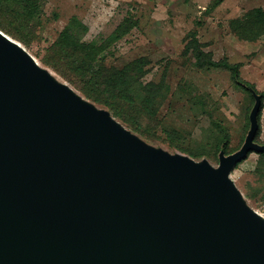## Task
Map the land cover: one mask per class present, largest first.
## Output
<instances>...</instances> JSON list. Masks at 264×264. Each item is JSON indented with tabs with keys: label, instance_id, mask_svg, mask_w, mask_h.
Listing matches in <instances>:
<instances>
[{
	"label": "water",
	"instance_id": "95a60500",
	"mask_svg": "<svg viewBox=\"0 0 264 264\" xmlns=\"http://www.w3.org/2000/svg\"><path fill=\"white\" fill-rule=\"evenodd\" d=\"M206 159L154 147L0 30V264H264V217Z\"/></svg>",
	"mask_w": 264,
	"mask_h": 264
},
{
	"label": "rangeland",
	"instance_id": "374dc122",
	"mask_svg": "<svg viewBox=\"0 0 264 264\" xmlns=\"http://www.w3.org/2000/svg\"><path fill=\"white\" fill-rule=\"evenodd\" d=\"M210 1L43 0L37 36L28 45L9 37L57 81L83 97L66 80L43 64V58L52 52V43L73 16L87 26L83 36L85 42L100 43L119 24L132 25L126 34L108 46L102 54L107 65L118 68L136 57H148L151 63L147 66L149 71L143 79L145 82L157 80L165 63L169 62L167 98L156 114V122L143 121V128L152 136L146 142L196 161L206 159L216 167L223 142L220 141V127L229 136L226 149L234 152L242 145L249 129L248 115L254 100L246 87L232 83L228 71L195 67L191 49L186 46L191 33L196 32L201 49L209 52L212 59L227 57L231 63L240 62V77L253 84L257 91H264V34L256 41H245L229 29L230 19L241 17L254 7L264 9V0H223L211 10L208 9ZM188 87L193 90L191 94L187 93ZM112 117L139 136L119 119ZM260 124L261 131L257 140L264 143V101ZM216 139L219 140V148L214 153ZM174 145L189 150L209 151L211 154L193 157ZM229 176L245 203L264 217V161L259 154L250 152L231 170Z\"/></svg>",
	"mask_w": 264,
	"mask_h": 264
},
{
	"label": "trees",
	"instance_id": "16d2710c",
	"mask_svg": "<svg viewBox=\"0 0 264 264\" xmlns=\"http://www.w3.org/2000/svg\"><path fill=\"white\" fill-rule=\"evenodd\" d=\"M222 1L211 0L208 9H214ZM42 2L43 0H0V30L21 44L28 45L32 38L37 36L36 30L40 26V18L43 12ZM131 26L121 23L100 43L85 42L83 36L87 31V26L73 16L52 43L51 54H47L42 62L72 85L85 99L100 108L107 109L112 116L137 132L141 139L146 142L150 141L152 136L146 128H143V121L156 122V114L167 98L169 85L166 76L169 62L165 63L157 80L147 82L143 79L149 71L147 66L150 65L151 61L146 56L136 57L119 68L107 65L105 63L106 58L102 53L108 46L126 34ZM229 29L239 39L245 41L258 40L264 34V9L254 7L241 17L230 19ZM186 47L191 49L192 63L198 69L226 70L230 74L232 83L246 87L253 100V93L260 96L259 128L254 141L264 144L257 140L261 131L260 116L263 108L264 91H257L253 84L247 83L240 77L242 66L240 62L231 63L227 57L219 60L212 59L209 52H204L201 49L196 32L191 33ZM188 89L187 93L191 94L192 89L189 87ZM193 97L200 99L199 96ZM220 128L222 135L220 141L223 140L222 151L225 154L232 153L226 149L229 141L228 133L224 128ZM173 132L178 135L176 130ZM174 146L193 157L199 158L211 154L209 151L189 150L178 145ZM213 147L215 148L214 153L217 152L219 148L218 139L214 141ZM256 153L264 161V153Z\"/></svg>",
	"mask_w": 264,
	"mask_h": 264
},
{
	"label": "bare ground",
	"instance_id": "6f19581e",
	"mask_svg": "<svg viewBox=\"0 0 264 264\" xmlns=\"http://www.w3.org/2000/svg\"><path fill=\"white\" fill-rule=\"evenodd\" d=\"M29 54V53H28ZM29 56L32 58V56L29 54ZM33 59V58H32ZM33 61L37 64V62L33 59ZM38 65V64H37Z\"/></svg>",
	"mask_w": 264,
	"mask_h": 264
}]
</instances>
